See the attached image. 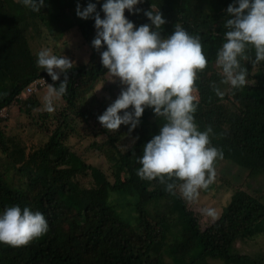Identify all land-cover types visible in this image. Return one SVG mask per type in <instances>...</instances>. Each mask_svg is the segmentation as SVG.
<instances>
[{
    "label": "trees",
    "instance_id": "1",
    "mask_svg": "<svg viewBox=\"0 0 264 264\" xmlns=\"http://www.w3.org/2000/svg\"><path fill=\"white\" fill-rule=\"evenodd\" d=\"M90 2L96 3L104 18L101 5L105 0H45L46 6L38 13L21 0H0V111L16 104L20 112L33 117V109L38 108L40 121L35 122L47 132L43 144L26 151L22 142L6 136L0 128V215L8 207H29L41 212L49 224L46 234L26 246L0 243V264H206L207 258L225 264H264L263 254L231 253L239 236L261 234L264 246L260 196L264 191L249 185L264 174V62L253 66L241 61L248 70V83L240 89L221 83L222 68L216 63L217 51L226 42V9L235 0H142L135 6L140 13L125 10V16L139 27L151 23L144 12L152 6L166 21L161 28L164 37L174 31L176 23L201 37L208 64L198 73L195 122L200 131L211 126L210 139L249 178L236 184L238 174L220 176L218 185L231 191L230 198L221 215L204 223L192 212L189 203L193 201L183 199L178 189L172 195L158 180L147 181L137 175L140 146L159 134L163 118L146 108L140 124L130 133V125L109 132L99 123L97 117L124 86L118 79L111 80L112 84L95 92L96 84L110 74L91 44L96 35L94 19L76 15L77 4L83 10ZM73 27L90 50L86 62L69 70L63 102L50 113L37 91L17 98L36 77L43 76L48 84L59 86L64 74L53 82L46 71L37 68L31 40L48 45ZM104 50L106 46L100 51ZM248 54L255 58L254 50ZM80 128L84 136L92 135L91 149L113 162V183L102 169L86 163L65 144L68 136L81 134ZM126 134L135 136L136 142L121 150ZM79 175L89 176L90 184L83 185ZM216 185L209 189L214 187L217 192Z\"/></svg>",
    "mask_w": 264,
    "mask_h": 264
},
{
    "label": "clouds",
    "instance_id": "2",
    "mask_svg": "<svg viewBox=\"0 0 264 264\" xmlns=\"http://www.w3.org/2000/svg\"><path fill=\"white\" fill-rule=\"evenodd\" d=\"M21 2L37 13L46 6L45 0ZM141 2L142 0H105L101 5L104 18L97 11L96 3H88L83 10L77 4L76 15L79 18L87 20L91 17L95 21L96 35L91 44L99 53L103 67L107 69L113 82L118 79L124 86L115 101L97 119L109 132L118 131L121 125H130V133L140 124L145 109L151 108L154 115L163 118L165 122L160 126L159 134L144 146L141 144L136 158V163L141 165L137 175L147 181L158 180L172 195H176L178 189L182 198L188 202L201 201L204 197L210 199L219 194L226 196V203L231 191L219 187L220 176L237 175H232L224 167L227 164L236 167L237 164L230 160L215 140L210 139L213 132L211 126L200 131L194 116L199 102L196 95L198 73L204 71L208 64L201 37L189 34L179 23L174 25V31L170 35L164 37L161 28L166 21L160 10L154 11L152 6L149 11L144 12L151 23L137 27L125 16V10L138 14L141 9L135 6ZM226 13L229 17L223 24L226 42L217 51L216 63L222 68L221 83L240 89L248 83V70L242 66L241 61H249L253 66L264 62V0H235V3L227 7ZM105 46L106 50L100 51ZM253 50L254 59L248 54ZM73 65L74 61L70 58L57 56L50 48H42L37 53V68L46 71L53 82L60 80L61 73L64 74V79L56 87L48 84L43 76L36 77L17 98L47 88L43 104L46 111L53 112L55 102L68 92L67 74L73 69ZM214 91L218 96H223L219 88H214ZM130 107L132 111H127ZM122 111L123 115L120 114ZM133 142H136V137L126 134L121 140V150ZM222 162L223 171L216 175L215 166ZM107 164L110 173L103 172L107 180L113 183V162ZM240 171L244 174V179H249L244 171ZM260 177L264 179V174L249 184L259 192L263 191L264 181L257 187L253 183ZM77 179L79 180L78 176ZM212 184L218 186L217 192H214V187L209 189ZM260 196L264 203V193ZM224 204L218 205L217 214L215 209H205L207 221L221 215ZM192 212L195 213L193 210ZM261 221L264 227V218ZM48 230L49 224L45 216L29 207H8L0 215V243L9 246H26ZM260 235L247 237L257 247V251L249 254L250 257L262 254L264 246L261 247L263 240ZM231 253L245 252L231 250ZM213 260L225 264L222 260L211 258H207L206 263L211 264Z\"/></svg>",
    "mask_w": 264,
    "mask_h": 264
},
{
    "label": "rangeland",
    "instance_id": "3",
    "mask_svg": "<svg viewBox=\"0 0 264 264\" xmlns=\"http://www.w3.org/2000/svg\"><path fill=\"white\" fill-rule=\"evenodd\" d=\"M16 2L17 0H13ZM32 53L37 54L42 48H50L53 54L57 56H66L74 61V64L84 63L89 57V46L88 43L82 37L80 31L77 27H73L66 31L62 36L54 39V41L49 42L48 45L39 44L36 39L31 40ZM112 77L104 76V78L96 84L95 92L99 93L102 87L106 84H112L110 81ZM118 88L115 90L117 92ZM41 98L47 94V88L41 89L38 93ZM63 100L59 99L55 102V105L62 103ZM38 108L33 109V117L27 116L26 114L20 112L18 105L12 104L9 107H5L0 111V117L3 119L0 121V128L4 131L5 135L8 137H13L18 139L25 145L26 151L35 149L47 140V132L45 133L38 124L35 122L37 119ZM47 122H50L49 120ZM80 135H70L64 141L70 149L74 150L80 157L91 165L100 167L105 173L109 174L110 169L104 157L99 154L96 150L91 149L90 144L93 141L91 134L83 135L84 130L80 128ZM98 137L97 139H99ZM223 162L215 166L216 175L223 171ZM230 170L232 175L238 174L239 179L234 181L236 184L244 182V174L234 166L225 165ZM79 180L83 185H89V177H83V175L78 176ZM264 179L260 177L257 181L253 183V186L257 187L259 183L263 182ZM264 191V187H263ZM226 196H221L219 194L211 197L210 199L203 198L201 201H193L189 203L192 210L199 216L200 222L204 223L208 220V215L205 214V209H215L216 214L218 213L219 206L224 204L226 201ZM219 205V206H218ZM234 245H232L231 250L234 252H245L251 254L253 251H257V247L253 245V241L248 238H243L241 236L235 239ZM244 240V244L241 243ZM264 255V249L261 250ZM208 264V263H206ZM211 264H220L216 260H213Z\"/></svg>",
    "mask_w": 264,
    "mask_h": 264
}]
</instances>
